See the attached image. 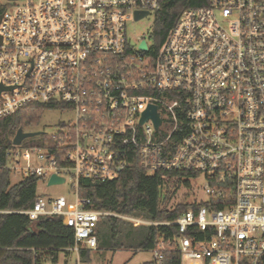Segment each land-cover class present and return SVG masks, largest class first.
Returning <instances> with one entry per match:
<instances>
[{"label": "built area", "instance_id": "2783aa9c", "mask_svg": "<svg viewBox=\"0 0 264 264\" xmlns=\"http://www.w3.org/2000/svg\"><path fill=\"white\" fill-rule=\"evenodd\" d=\"M161 5L12 0L3 9L0 118L32 102L60 103L74 115L49 135L55 147L21 141L5 154L12 174L71 180L73 207L63 195H36L30 208L5 212L62 217L74 232L66 250L77 255L96 249L100 218L115 216L173 227L148 264H172L166 248L178 264H264V0L188 8L154 54L152 27L131 39L128 25ZM148 105L156 106L157 128L140 123ZM134 152L148 173L195 174L191 183L201 176L207 197L193 199L206 205L148 221L94 209L79 196L81 179L117 178Z\"/></svg>", "mask_w": 264, "mask_h": 264}, {"label": "trees", "instance_id": "16d2710c", "mask_svg": "<svg viewBox=\"0 0 264 264\" xmlns=\"http://www.w3.org/2000/svg\"><path fill=\"white\" fill-rule=\"evenodd\" d=\"M206 0H162L161 8L154 13L150 38L154 54L160 48L168 31L181 13L204 5ZM3 9H0L2 12ZM64 109L60 103H29L13 114L0 118V264H56L60 252L73 245L74 232L60 216L40 217L30 220L25 214L9 213V210H23L32 206L36 197V176H23L11 183V172L6 166V151L13 147L12 139L18 129L30 131L36 127L46 110ZM43 133H40L41 135ZM37 136V135H36ZM44 139L25 138L23 146L42 147L45 143L55 147L56 143L43 134ZM35 137V136H34ZM46 138V139H45ZM127 164L119 176L101 182L81 179L79 196L90 199L92 207L119 215L133 216L148 221L174 220L189 208L197 209L206 203L186 200L184 197L169 206L176 191L189 189L195 174L185 172L148 173L141 169L137 152L128 155ZM217 204L216 209L222 208ZM173 227L139 224L115 216H102L96 227L97 247L102 249L137 248L150 250L166 243L174 236ZM91 249L81 248L78 258L83 263L89 261ZM165 260L178 264L175 251L166 248Z\"/></svg>", "mask_w": 264, "mask_h": 264}, {"label": "rangeland", "instance_id": "374dc122", "mask_svg": "<svg viewBox=\"0 0 264 264\" xmlns=\"http://www.w3.org/2000/svg\"><path fill=\"white\" fill-rule=\"evenodd\" d=\"M12 4V0H0V9H5ZM154 13H150L145 18L140 20L131 21L128 25V34L131 39H136L137 36L146 33L152 27ZM151 43V42H149ZM74 115L71 111H64L61 109H49L46 110L39 122V124L31 128L30 131L41 132L46 136L59 130L62 123L73 122ZM37 135L33 138H39L41 141L45 136ZM31 139V138H29ZM46 139V138H45ZM28 141L27 139L23 142ZM24 142V143H25ZM21 178L18 174H11V183L19 181ZM71 180H66L62 184L48 185V176L41 178L37 182L36 194L46 197H55L58 195H63L69 204V207H73V196L71 194ZM204 185V180L200 176L192 183H190L189 189L184 187L179 188L170 201L169 206L180 201L183 197L186 200H197L206 199V194L204 193L202 187ZM133 217V216H132ZM142 219V218H140ZM143 220V219H142ZM69 221V219H67ZM152 252L151 250H142L137 248H125V249H102L100 251L92 250L90 252L89 261L83 263L79 260L78 255L75 252H60L58 255V261L56 264H148L151 260ZM45 264H50L46 262Z\"/></svg>", "mask_w": 264, "mask_h": 264}, {"label": "water", "instance_id": "95a60500", "mask_svg": "<svg viewBox=\"0 0 264 264\" xmlns=\"http://www.w3.org/2000/svg\"><path fill=\"white\" fill-rule=\"evenodd\" d=\"M146 12L136 14L135 18L138 19L142 17L143 15H146ZM2 17V12L0 13V19ZM0 43H1V35H0ZM140 49L145 50L146 49V43L143 41L140 45ZM2 89V86L0 85V90ZM147 119H151L154 123L155 128H157L160 124V118L158 116V113L156 111L155 105H148L146 110L142 113L140 123H143ZM41 132H34V131H23L21 128L18 129L12 139V143L14 145H18L21 143V141L25 138L34 137L36 135H39ZM64 178L57 176L56 174H52L48 179V185L63 183Z\"/></svg>", "mask_w": 264, "mask_h": 264}, {"label": "flooded vegetation", "instance_id": "af4514ba", "mask_svg": "<svg viewBox=\"0 0 264 264\" xmlns=\"http://www.w3.org/2000/svg\"><path fill=\"white\" fill-rule=\"evenodd\" d=\"M1 13V12H0Z\"/></svg>", "mask_w": 264, "mask_h": 264}]
</instances>
